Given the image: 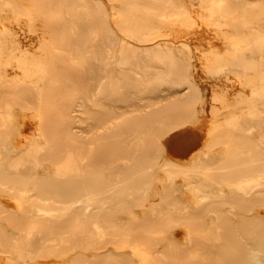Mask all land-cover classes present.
<instances>
[{"label":"bare ground","instance_id":"6f19581e","mask_svg":"<svg viewBox=\"0 0 264 264\" xmlns=\"http://www.w3.org/2000/svg\"><path fill=\"white\" fill-rule=\"evenodd\" d=\"M110 1L112 20L121 32L132 39L151 41L154 46L139 48L140 45L119 38L117 60L112 62L103 41L116 40L114 33L106 31L98 39L85 35L87 55L105 74L94 80L88 76H44L49 63H57L58 46L51 48L50 42L65 43L67 24L63 21L57 28L49 25L41 1L7 0L14 4L15 12L10 14L11 19L0 16L4 38L12 42L11 47L16 52L13 56L3 55L5 62L14 60L7 75L0 76V236H4L0 238V255L3 254L6 261L84 264L85 255L79 251L98 236L99 225L94 216L104 213L100 203L109 195L115 199V192L131 175L138 176V172L144 173L156 166L159 172L170 176L174 166H181L174 159L150 165L136 164L132 157H124L110 164L112 176L104 190L97 192L90 188V179L94 178H90L89 153L103 146L119 147L129 156L145 149L161 155L193 148L192 144L201 135L196 130H187L184 125H173L182 112L166 109L167 105L182 104L174 107L181 110L194 105L196 119L200 120L201 116L202 123L207 119L202 125L203 137H233L240 135L238 132L242 135L251 123L262 128L264 117L245 118L239 114L241 110L230 111L229 104L218 93L227 81L233 86L248 87L252 91L251 100L261 102L259 93L264 85V76H261L264 73H260L258 65L263 49L256 48L263 39L260 31L253 29L249 18L242 16L230 24L243 36L238 40L227 38L231 47L225 46L222 50L224 62H216L219 50L210 44L216 39L224 40L223 31L228 28L226 20L213 16L214 8L223 17L234 11L238 2L226 0L221 4L223 0H219L204 12H197L189 11L193 7L189 0H167L170 4L163 8L167 10L158 12L165 0ZM119 10L133 12L120 18ZM149 14L160 26L155 25L148 34H143V16ZM199 40L207 42L208 46L204 48ZM187 43L194 49L195 61L191 59ZM242 43L248 44L247 47H240ZM162 47L165 57L159 55ZM177 50L184 52L183 63L178 62ZM187 57L189 60L184 62ZM226 64L242 66L241 75L232 73ZM194 65L200 74H214L224 82H206L208 93H203L189 73ZM246 68L252 69V76H246ZM168 89L175 92H164ZM220 110L225 113V125H210L211 119L217 120ZM9 113L14 117L7 119ZM209 143L207 141L203 147L207 148ZM260 143L264 153V140L260 139ZM261 159L264 164V156ZM252 181L256 186L257 179L252 178ZM241 182L234 183L236 188L242 189L241 197L257 199V194L245 190L242 186L245 182ZM193 187L198 192L196 196L204 194L197 184ZM143 189L148 190V187ZM257 189V193L264 194V190ZM8 203L18 209L10 210L6 207ZM5 220L10 224V231L3 230ZM79 224L84 226L82 236L74 233ZM129 230L128 226L123 229L124 237L129 235ZM126 241L117 239L112 244L121 249ZM258 252L264 256V248ZM259 255L254 256L253 264H264ZM35 256L41 260L31 262Z\"/></svg>","mask_w":264,"mask_h":264},{"label":"rangeland","instance_id":"374dc122","mask_svg":"<svg viewBox=\"0 0 264 264\" xmlns=\"http://www.w3.org/2000/svg\"><path fill=\"white\" fill-rule=\"evenodd\" d=\"M33 1H41L43 13L53 28H57V25L63 21L67 24L64 32L66 37L63 36L65 43L50 42L51 48L58 46L56 49L58 55L55 58L57 63H49V69L44 76H83L84 78L88 76L93 80L105 76L87 55L85 35L98 39V37H103L106 31L111 30L117 39L103 42L105 47L107 46L108 58L112 62L117 60L119 38H125L140 45L139 48L154 46L151 41L132 39L121 32V28L112 20L110 0ZM189 1L193 6L189 11L200 12L207 10L210 4L215 5L219 0H214L213 3H211L212 0ZM225 1L223 0L221 4ZM228 1L238 2V6L231 13L222 17L216 7L213 10V16L218 20H226V25H228V28L223 31V36L226 38L216 39L210 43L219 50L216 62H224L223 55L225 54L222 50L225 46L231 47L227 38L234 37L238 40L240 36H243V33L234 30L235 28L230 24L245 16L249 18L253 29L260 31L263 39L257 43V48L256 45L254 48L263 49L262 61L258 68L261 70L260 73H264V0ZM167 3L168 1L165 0L160 6L158 5V12L167 10L163 9L170 4ZM14 7L13 3L0 0V16L5 15V19H11L10 14L15 12ZM119 11L120 18H126L133 12L131 10ZM143 18L145 19L141 31L143 34H148L155 25L160 26V23L153 22L155 18L151 14ZM4 32L0 27V76L7 75L14 60L11 58L9 62H5L3 55L6 53L13 56L16 53L11 47L12 42L4 38ZM198 42L204 48L208 46L203 40ZM246 43H242L240 47H247ZM186 45L191 52V59L195 61V57H192L195 55L194 49L191 48L190 43ZM159 50V55L165 57V48L162 47ZM177 53L180 56L178 62L183 63L184 52L177 50ZM188 60L189 57L184 62ZM113 65L117 68L116 63ZM225 66L232 73L241 75L242 66L241 68L235 64ZM189 71H191L190 76H193L197 84L199 83L203 93H208L206 82H224V79L217 75L200 74L199 69L196 70V65ZM246 72V76L253 74L251 68H246ZM261 76L264 75L261 74ZM223 86L218 93L227 101L230 111L241 110L239 114L244 115L245 118L264 117V85L259 93L261 102L258 103L251 100L252 91L246 86H233L227 81ZM174 89L164 90V92L173 93ZM232 90L235 92L233 93ZM239 97L242 99L236 102ZM181 105L177 104V106ZM167 106L169 108H166ZM167 106H165L166 109L182 112L178 113L180 117L174 120L173 125H184L187 130H196L201 135L192 144L193 148L181 151L182 153L173 152L161 155L145 149L135 156H129L124 154L119 147L103 146L89 153L92 160L90 178L97 179V181L90 179V188L97 192L104 190L112 176L111 163L119 162L124 157H132L136 164L149 163L150 165L174 159L181 166H174L170 176H167L164 171L159 172L156 166L153 170L138 172L136 174L138 176L131 175V178L121 185V189L115 192L117 194L115 199L113 195L107 198L105 196L106 200L99 206L100 208L104 206L103 215L94 216L99 225L98 236L91 240L89 246L86 242L79 251L80 254L85 255L84 264H253L254 256H258L260 254L258 251L264 248V194H259L255 190L257 188L264 190V164L261 159L264 153L261 151L263 146L260 143V139L264 140V123H261L263 125L259 129L257 124L252 125L251 123L246 129L244 128L242 135L238 132L237 134L240 135L233 137L208 138L205 135L202 136L204 133L202 125L207 119L204 123H202L201 116L200 120H198L199 117L196 119L194 105L185 106L186 108L182 110L181 108L174 109L177 107L174 105ZM228 107L227 111H229ZM223 110L216 115L217 120L211 119L210 125H225ZM13 117L14 114L9 113L6 118ZM207 141L210 142L209 146L204 148ZM239 142L242 143L239 144ZM252 178L257 179L256 186ZM238 181H242L241 184L245 182L242 185L244 189L257 194V199L253 197L246 200L241 197L242 189L234 186V183ZM195 184L202 189L201 191H204V194L196 196L198 192L193 187ZM144 187H148V190L144 191ZM8 204L6 207L8 206L10 210L18 209L15 204ZM127 226L131 230H129L128 237H124L123 229ZM9 227L8 221H3V230L10 231ZM83 229L84 226L82 228L79 224L74 228V233H80L82 236ZM3 237V235L0 236V238ZM117 239L127 240L126 245L121 249H116L112 242ZM93 244L97 247H93ZM261 258L264 260V256ZM33 259L31 262L41 260L39 256ZM0 262L1 264L18 263L14 260L13 262L6 261L3 254L0 255Z\"/></svg>","mask_w":264,"mask_h":264}]
</instances>
